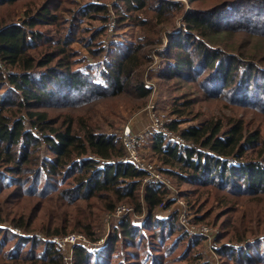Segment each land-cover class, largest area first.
<instances>
[{
	"label": "trees",
	"instance_id": "16d2710c",
	"mask_svg": "<svg viewBox=\"0 0 264 264\" xmlns=\"http://www.w3.org/2000/svg\"><path fill=\"white\" fill-rule=\"evenodd\" d=\"M186 1L0 0V226L22 234L0 229V264H64L49 241L98 242V216L124 203L144 218L124 216L95 253L76 246L74 264H166L175 247V264H208L200 240L158 215L170 191L142 186L147 173L124 160L121 136L49 111L144 108L150 49L164 38L159 79L175 85L177 117L167 128L182 141L151 135L150 158L191 187L199 213L213 199L223 263L264 264V0ZM112 22L141 35L108 47Z\"/></svg>",
	"mask_w": 264,
	"mask_h": 264
},
{
	"label": "rangeland",
	"instance_id": "374dc122",
	"mask_svg": "<svg viewBox=\"0 0 264 264\" xmlns=\"http://www.w3.org/2000/svg\"><path fill=\"white\" fill-rule=\"evenodd\" d=\"M88 1L94 2L96 0H82V2ZM98 1L105 2L106 0ZM170 1H182L189 8V5L186 0ZM86 4L88 5V3ZM21 16H19V18H21ZM176 27L180 31L181 22L179 18L176 20ZM140 35V31L133 26L126 28L123 27L121 29L116 30L114 26V29L112 31H110V29L108 30L105 43L106 46L109 47L111 43L117 44L123 43L125 41H132ZM81 45L82 44L76 43L74 47L76 48V50H78V52L81 53L82 58H87L89 62L96 64V60H93L89 53L83 48H81ZM166 48L167 40L164 38L162 45L150 49L152 50L150 51V53L153 57L154 62L151 67L145 71L143 78L146 87L151 88L152 93L150 95L148 103L144 108L133 111L131 109L132 107L129 104H124L125 100H121L119 101L118 106L116 108H112L111 110H108L103 105L101 107L99 105H88L85 108L81 107L79 109L74 110L70 108L57 109L54 106L53 109L49 110L51 115L57 116L58 114L62 113L64 115L71 114L74 116H84L85 120L91 121L96 129L99 128L100 130H103L106 133L115 132L117 135L121 136V138L126 127H130L134 134H141V136H143L137 147V150L140 153L141 157L147 164L152 166L157 165L156 163H154L155 161L150 158L151 141H149V137L153 134H156L153 129L154 120L152 115H155L154 119L158 120L159 124H161V127L162 124H165L166 126L169 125L173 120L177 118L176 115H173V110L176 107L173 101L175 100V92L173 91L175 85H171V88L169 89V83L159 79V74L163 71L164 66L162 59H160L156 55V53L160 52V50L164 51ZM182 126H186V124L183 123ZM168 131L171 132L169 129ZM165 137L169 140H175L179 142L181 140L180 138V140H176L178 139L176 138L178 137V135H175L173 133L172 135L168 134V136ZM162 175L166 182L165 186L170 191V195L167 198V202L172 201L173 204L169 206L168 204H166V207H159L158 215L160 217L165 216L164 218L166 219L175 216L174 218L177 219V223L180 224L182 231L188 234L189 238H194L201 241V246L199 247L197 253L201 254L202 262H206L208 264H226L225 260L223 263L221 259L222 256L220 254L224 245L219 244L217 242V239L220 235V223L224 220V218L220 217L222 213H219L216 207H211L213 199H210L209 204H207V202L203 203V205L207 207L203 212L199 213V207L195 206V199H193L192 197H188L191 187L189 185H180L176 177L174 176H169L166 174ZM142 184L143 187L148 185L145 180ZM182 195L184 196L182 197ZM119 206H126V208L125 210L122 209V211H117L112 214L103 213L101 217L98 216L100 213L95 208L96 211L94 212H97L96 216H98L99 219L98 222H96L97 225L95 227V230L101 236V239L96 243L91 242V240L87 241L86 239H84L83 242L77 246L85 247V249H87L90 253H95L101 247L108 243L109 234L110 230H112V226L119 223L124 216L129 215L136 222H139L145 216H138L137 214H135L134 209L131 205H125L124 203ZM207 214H209L208 217ZM205 216L206 219H202ZM218 219H220V223L218 225L214 224ZM205 228H207L208 231H205ZM0 229H7L13 234L22 235L19 234V232L15 231L9 222L0 226ZM35 235L43 239V236H41L38 232ZM84 237L86 236L84 235ZM52 240L47 241L51 242ZM84 243H86L85 246H83ZM170 244H172L171 246H173V243ZM71 247L72 246L69 245L65 246L64 252L66 253V256L70 254L69 251ZM181 250H183V248L178 249L177 247H175L169 256L164 257V259L166 260V264H175V262H177V259L171 258L176 256L177 254H180ZM62 255L64 257V253H62ZM74 260L75 259L73 257L72 262ZM68 262L69 264H71L69 260Z\"/></svg>",
	"mask_w": 264,
	"mask_h": 264
},
{
	"label": "built area",
	"instance_id": "2783aa9c",
	"mask_svg": "<svg viewBox=\"0 0 264 264\" xmlns=\"http://www.w3.org/2000/svg\"><path fill=\"white\" fill-rule=\"evenodd\" d=\"M114 26L115 24L112 22L109 28L110 31L114 29ZM152 116L154 120L153 129L156 134H164L165 136H168V134L172 135V133L168 131V128L165 124H162L161 127V124H159L158 120L154 119L155 115L153 114ZM142 138L143 136H141V134L136 135L132 132L130 127H126L122 135V141H124V145H125L124 147L126 150V158L124 160L135 164L140 169L145 171L147 173V177L145 179L147 183L165 185L166 182L165 179L163 178L162 173L158 171L156 166L147 164L137 150V147ZM176 138H178L176 140H180L179 137ZM125 208L126 206H119L116 208L115 212L117 211L120 212L122 211V209L125 210ZM204 230L208 231L207 228H205ZM84 239L88 241V239L84 237V235L82 234H70L64 237L54 238L52 242L55 244L57 249L60 250V252L64 253V257L62 255L64 264H69L68 260L70 261L71 264H74L73 263L74 261L72 262V258L74 257V248L80 243H82ZM85 244L86 243H84L83 246H85ZM66 245L72 246L69 251L70 254L67 256L66 253L64 252Z\"/></svg>",
	"mask_w": 264,
	"mask_h": 264
}]
</instances>
